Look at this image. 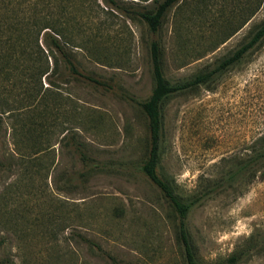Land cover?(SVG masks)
I'll list each match as a JSON object with an SVG mask.
<instances>
[{
  "label": "rangeland",
  "instance_id": "374dc122",
  "mask_svg": "<svg viewBox=\"0 0 264 264\" xmlns=\"http://www.w3.org/2000/svg\"><path fill=\"white\" fill-rule=\"evenodd\" d=\"M97 2L71 33L84 47H66L102 84L76 79L58 59L50 83L33 80L42 85L35 97L24 95L26 79L6 95L0 264H186L179 216L140 170L150 43L160 46L169 84L191 81L251 38L264 0H178L156 31L133 13L153 9L152 0ZM9 3L0 2L5 14ZM161 116L156 173L188 206L183 226L196 263L227 264L238 253L236 264H264V36L163 100Z\"/></svg>",
  "mask_w": 264,
  "mask_h": 264
},
{
  "label": "trees",
  "instance_id": "16d2710c",
  "mask_svg": "<svg viewBox=\"0 0 264 264\" xmlns=\"http://www.w3.org/2000/svg\"><path fill=\"white\" fill-rule=\"evenodd\" d=\"M152 1L153 9H143L133 13H137L151 31H156L166 11L178 0ZM102 2L120 8L116 0H102ZM93 5L99 7L97 0H10L9 13L5 14L0 8V112H3L4 107L8 105L6 95L13 87H20L17 82L23 79L27 80L24 88L22 87L24 95L35 97L42 85L37 88L33 80L45 77L50 83L49 77L56 73L58 59L76 79L102 84L98 79L77 68L74 54L66 47L69 44L73 47H84L87 39L80 37L77 42L71 33L72 31L79 33L83 25H87L85 9ZM74 8L81 9L84 13L77 17L76 13H72ZM263 36L264 22L246 43L224 58L214 70L197 75L191 81L173 85L163 76L162 53L158 42L152 40L150 43L149 53L154 85L150 96L139 103L140 109L146 116L149 132L148 153L140 165V170L160 189L179 216L177 236L184 250L186 264H197L183 226V218L188 206L173 194L169 184L156 173L162 101L179 91L206 81L215 70L223 69L238 60ZM25 100V96L19 98L17 105L22 108ZM81 155L83 159L87 158L83 152ZM239 258L238 253H233L226 259L227 264H236Z\"/></svg>",
  "mask_w": 264,
  "mask_h": 264
}]
</instances>
